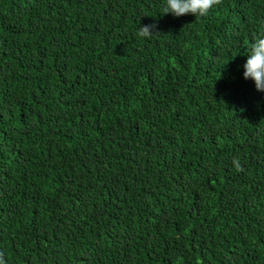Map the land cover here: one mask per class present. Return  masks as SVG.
<instances>
[{
    "label": "trees",
    "instance_id": "16d2710c",
    "mask_svg": "<svg viewBox=\"0 0 264 264\" xmlns=\"http://www.w3.org/2000/svg\"><path fill=\"white\" fill-rule=\"evenodd\" d=\"M164 6L0 0L7 264H264V0Z\"/></svg>",
    "mask_w": 264,
    "mask_h": 264
},
{
    "label": "clouds",
    "instance_id": "9594fccd",
    "mask_svg": "<svg viewBox=\"0 0 264 264\" xmlns=\"http://www.w3.org/2000/svg\"><path fill=\"white\" fill-rule=\"evenodd\" d=\"M222 0H165V6L161 14L171 13L179 17L181 15L193 14L195 17H205ZM155 24H148L139 27L137 35L142 38H151L158 31H153ZM247 48L248 58L243 65L244 78H251L255 81L257 90L264 91V33L253 37V42ZM233 164L237 171H243L239 157L233 158ZM0 264H7L5 253L0 251Z\"/></svg>",
    "mask_w": 264,
    "mask_h": 264
}]
</instances>
